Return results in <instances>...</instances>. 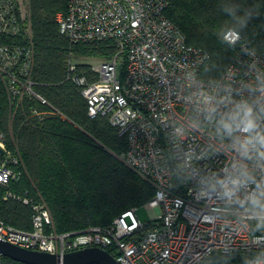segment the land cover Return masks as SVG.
I'll list each match as a JSON object with an SVG mask.
<instances>
[{
    "label": "built area",
    "instance_id": "2783aa9c",
    "mask_svg": "<svg viewBox=\"0 0 264 264\" xmlns=\"http://www.w3.org/2000/svg\"><path fill=\"white\" fill-rule=\"evenodd\" d=\"M23 3L27 4L26 13ZM166 5L165 0H67L65 12L56 18L59 31L71 42L111 40L116 47L111 57L91 65L95 79L89 81L76 74L72 61L68 63L67 78L82 88L88 116H106L125 137L119 158L154 187V195L144 204L153 210L150 219L141 221L137 207H131L107 225L57 233L43 201H34L27 191L19 193L8 188L10 181L21 177L22 163L0 134L3 199L30 204L32 209L28 230L0 218L1 240L59 254L99 247L111 251L118 264H219L213 255H220L217 249L225 241L232 244L235 253H248L247 237L236 236L225 227L227 222L211 223L206 212L213 202H201L192 183L172 174L178 161H168L165 153L159 161L162 165L167 162L163 172L158 168L148 171L136 163L151 150L166 147L168 123L185 112L179 100L184 75L189 72L200 76L209 59L204 48L188 44L181 29L165 16ZM27 16L28 0H0V38L23 34L26 41L22 44L0 39V74L9 77L13 95L34 94L44 103L46 100L32 90L29 77L32 49ZM234 48V59L228 65L240 66L243 53L254 47L241 36ZM258 55L264 58L260 52ZM16 67L23 75L21 80L13 73ZM201 145L199 134L185 142L186 147L197 150ZM199 165L207 171L218 168L220 161L209 158L199 161ZM3 257L0 254V264H5Z\"/></svg>",
    "mask_w": 264,
    "mask_h": 264
},
{
    "label": "trees",
    "instance_id": "16d2710c",
    "mask_svg": "<svg viewBox=\"0 0 264 264\" xmlns=\"http://www.w3.org/2000/svg\"><path fill=\"white\" fill-rule=\"evenodd\" d=\"M165 16L185 35L186 42L209 53L201 78L218 77L234 59L235 48L220 42L216 33L225 24L223 5L241 3L253 11L242 33L264 55V0H165ZM67 0H28L27 22L32 49L29 77L32 90L44 98L9 90V77L0 74V134L11 153L21 159L22 175L8 188L27 191L34 201L48 207L57 233L88 226H103L131 207L147 203L154 187L119 158L126 140L106 116L90 117L81 87L67 78L68 63L89 81L96 78L91 64L76 60L108 59L116 47L111 40L71 42L59 31L57 14L65 12ZM24 44L23 34L0 38ZM18 80L23 75L13 68ZM0 186V218L15 227L30 229V204L3 199ZM111 252V251H110ZM237 254L230 264L241 262ZM223 264L220 255H213ZM5 264H24L3 257Z\"/></svg>",
    "mask_w": 264,
    "mask_h": 264
},
{
    "label": "clouds",
    "instance_id": "9594fccd",
    "mask_svg": "<svg viewBox=\"0 0 264 264\" xmlns=\"http://www.w3.org/2000/svg\"><path fill=\"white\" fill-rule=\"evenodd\" d=\"M222 8L226 22L216 35L235 47L253 11L238 2ZM242 57L240 66L228 65L218 77L186 72L179 97L185 112L168 123L166 147L151 150L136 163L163 172L167 162L159 161L165 153L168 161H178L172 174L192 183L201 202H213L206 212L210 222H227L225 227L236 236L247 237L249 251L241 264H264V58L255 48ZM197 134L202 138L199 150L186 147L187 138ZM209 158L220 166L203 170L199 161ZM217 251L223 264H230L236 252L227 241Z\"/></svg>",
    "mask_w": 264,
    "mask_h": 264
},
{
    "label": "water",
    "instance_id": "95a60500",
    "mask_svg": "<svg viewBox=\"0 0 264 264\" xmlns=\"http://www.w3.org/2000/svg\"><path fill=\"white\" fill-rule=\"evenodd\" d=\"M0 254L24 264H118L110 252L99 247H86L59 254L23 248L0 239Z\"/></svg>",
    "mask_w": 264,
    "mask_h": 264
},
{
    "label": "rangeland",
    "instance_id": "374dc122",
    "mask_svg": "<svg viewBox=\"0 0 264 264\" xmlns=\"http://www.w3.org/2000/svg\"><path fill=\"white\" fill-rule=\"evenodd\" d=\"M22 8L24 9V12H27V4H22ZM101 58H93V57H85V58H81L76 60L77 62H84V63H89L91 65L98 63V61H100ZM152 212L153 210L151 208H148L144 205L139 206L136 209V214L138 215L139 219L141 221H147L150 219V217L152 216Z\"/></svg>",
    "mask_w": 264,
    "mask_h": 264
}]
</instances>
